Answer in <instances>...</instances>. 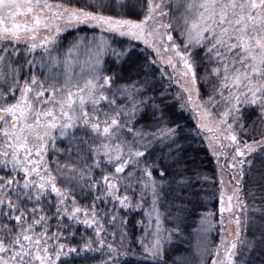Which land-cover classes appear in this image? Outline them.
I'll use <instances>...</instances> for the list:
<instances>
[{
    "label": "snow or ice",
    "instance_id": "obj_1",
    "mask_svg": "<svg viewBox=\"0 0 264 264\" xmlns=\"http://www.w3.org/2000/svg\"><path fill=\"white\" fill-rule=\"evenodd\" d=\"M192 215L264 264V0H0V264H167Z\"/></svg>",
    "mask_w": 264,
    "mask_h": 264
},
{
    "label": "trees",
    "instance_id": "obj_2",
    "mask_svg": "<svg viewBox=\"0 0 264 264\" xmlns=\"http://www.w3.org/2000/svg\"><path fill=\"white\" fill-rule=\"evenodd\" d=\"M74 32L69 34L66 38H69L73 35ZM175 90V89H173ZM178 114V113H177ZM181 123H185L187 128H193L195 121L190 118L188 113H185L183 117H180ZM191 146L187 147L188 154L190 156H194L197 160V163H202L203 170L212 176V173L215 169V161L211 157L210 152H208L206 148V142L203 140V137H197L195 140L190 142ZM60 147H64V144L61 143ZM216 185L205 184V191L202 193L203 201L201 208L199 211L201 212H217V215L214 219L218 220V186H219V178L215 177ZM139 216L133 215L130 219V227L131 222L135 219H138ZM199 215H192L182 224V231L179 237L174 238V243L168 248L166 260L167 264H174L177 258H181L187 261V264H199V256L196 253V245H197V232L195 231L199 227ZM138 235V233H137ZM73 264H95V261L91 258L84 259H76Z\"/></svg>",
    "mask_w": 264,
    "mask_h": 264
},
{
    "label": "rangeland",
    "instance_id": "obj_3",
    "mask_svg": "<svg viewBox=\"0 0 264 264\" xmlns=\"http://www.w3.org/2000/svg\"><path fill=\"white\" fill-rule=\"evenodd\" d=\"M86 32H87L88 35H91L90 31H87V30H84V29H82L79 33L74 32L73 35H71L69 38L65 39L64 48L66 49L67 41L71 40L72 37H74L76 35H85ZM225 179H227V176H225ZM217 221L218 220L213 218V223L214 224H216ZM219 233H220V229H219V226L217 224L216 227H214L211 231L208 232L206 237H202V236L197 235V238H196L197 243L198 242H203L204 244H207L209 250L214 249L216 247V245L219 244V242H220V234ZM195 250H196V253L198 254L197 247H196ZM198 256H199V264H202V261H203V264H211V257L210 256L205 255V256L202 257L199 254H198Z\"/></svg>",
    "mask_w": 264,
    "mask_h": 264
}]
</instances>
